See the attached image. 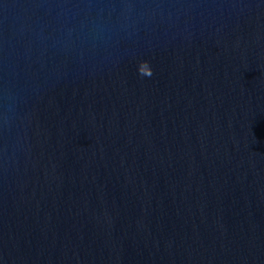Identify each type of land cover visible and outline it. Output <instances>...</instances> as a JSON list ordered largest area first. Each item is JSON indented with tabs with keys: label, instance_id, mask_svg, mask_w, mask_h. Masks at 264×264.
Listing matches in <instances>:
<instances>
[{
	"label": "water",
	"instance_id": "water-1",
	"mask_svg": "<svg viewBox=\"0 0 264 264\" xmlns=\"http://www.w3.org/2000/svg\"><path fill=\"white\" fill-rule=\"evenodd\" d=\"M0 264H264V0H0Z\"/></svg>",
	"mask_w": 264,
	"mask_h": 264
}]
</instances>
